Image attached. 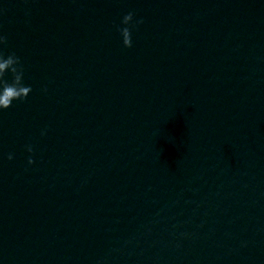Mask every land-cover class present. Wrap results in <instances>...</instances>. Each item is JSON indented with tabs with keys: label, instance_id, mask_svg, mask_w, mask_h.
<instances>
[{
	"label": "clouds",
	"instance_id": "9594fccd",
	"mask_svg": "<svg viewBox=\"0 0 264 264\" xmlns=\"http://www.w3.org/2000/svg\"><path fill=\"white\" fill-rule=\"evenodd\" d=\"M134 13L129 12L122 19V24L125 27L119 28L118 31L122 36L123 45L126 48L132 47V29L137 25L143 23V20L136 21L133 23ZM7 44V37L0 35V45ZM11 72L13 80L9 83L4 79L6 72ZM23 73L24 69L21 61L16 54L9 53L6 57L2 51H0V109H8L12 106L15 100H25L32 88L30 86H24L23 84ZM46 91V89H45ZM44 135V133H41ZM27 150L32 152L31 145L27 146ZM13 157L9 154L8 159L11 160ZM34 161L29 158L28 163L32 164Z\"/></svg>",
	"mask_w": 264,
	"mask_h": 264
}]
</instances>
